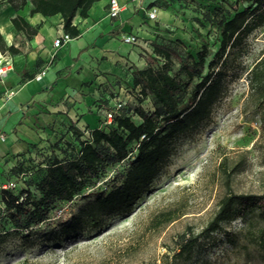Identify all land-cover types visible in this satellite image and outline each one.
I'll return each mask as SVG.
<instances>
[{"label": "rangeland", "instance_id": "obj_1", "mask_svg": "<svg viewBox=\"0 0 264 264\" xmlns=\"http://www.w3.org/2000/svg\"><path fill=\"white\" fill-rule=\"evenodd\" d=\"M149 2L141 0V6L147 9ZM249 3L250 0H156L163 9L160 21L165 22L152 23L161 31L158 36L178 40L185 52L195 54L207 42L210 53L205 74L218 47L217 22ZM6 4H0V24L7 20L2 10ZM141 17L147 20L143 14ZM15 39L20 42L19 35ZM263 49L264 23L227 55L223 92L209 119L175 142L166 165L129 209L75 218L96 196L121 183L134 150L123 161L109 165L104 175L94 178L72 200L57 201L45 221L28 229L12 226L0 198V264H264V223L257 219L246 222L237 217L222 221L209 234L203 232L225 189L219 169L223 157H227L229 167L238 165L229 180L233 191L264 192V119L249 96L247 78ZM160 63V58L154 61L149 53L144 67ZM178 66L174 59L171 72L175 73ZM198 80L196 77L195 82ZM109 84L96 87L87 109L97 115L99 125L105 119L101 109L109 107L113 96L106 91ZM126 92L116 91L117 97L126 102L124 106L137 104ZM189 97L188 92L182 94L184 104ZM142 108L153 109L151 95L142 102ZM80 116L76 114L73 123H80ZM133 119L139 122L137 116L133 115ZM70 122L67 118L66 124ZM78 125L84 126L82 122ZM65 128L66 125L54 129L51 140L44 138L40 146L28 152L2 156L0 190L5 185L19 194L29 186L38 196L33 181L45 172L43 156L49 151L48 141L60 139ZM67 138H61V143ZM174 206L183 212L180 216L166 225H150L155 213ZM189 240L192 243L184 248Z\"/></svg>", "mask_w": 264, "mask_h": 264}, {"label": "trees", "instance_id": "obj_2", "mask_svg": "<svg viewBox=\"0 0 264 264\" xmlns=\"http://www.w3.org/2000/svg\"><path fill=\"white\" fill-rule=\"evenodd\" d=\"M95 1L21 0L15 3L13 0H0V4L7 2L18 10L29 2V14L39 13L43 17L60 14L63 31L75 37L79 31L72 22L74 15L79 12L81 17H86ZM154 4L156 0L149 2L148 6ZM9 20L15 31L23 33L28 39L38 32L39 25H31L20 14L11 15ZM263 23L264 0H250L242 9L221 17L217 22L218 47L205 74L203 69L210 53L207 42H203L193 54L185 52L178 40L158 36L161 31L154 32L148 42L151 59L156 61L160 58L161 63L156 67L149 64L143 68H132V87L140 88L137 104L121 106L109 125L90 128L73 122L66 124L60 139L48 141L49 151L43 156L45 172L33 181L38 196L29 186L19 194L9 188L0 190L3 212L12 226L25 230L45 221L57 201L72 200L94 178L104 175L109 165L123 161L134 150L135 155L121 183L106 194L96 196L75 218L129 209L166 165L175 142L209 119L214 103L223 92L227 55ZM19 52L20 48L15 43L8 44L0 33V53ZM174 59L179 66L172 73ZM30 77L32 74H21L23 80ZM196 77L199 78L197 82ZM247 78L249 96L259 106L264 119V49L249 69ZM187 92L190 97L184 104L182 94ZM148 95H151L153 104L151 111L142 108V102ZM133 115L138 117L139 122L134 121ZM64 136L68 138L61 143ZM36 147V144H29L27 152ZM237 168V164L229 167L227 157L219 163L225 189L203 228L205 234L218 229L222 221L237 217L246 222L255 218L264 223V192H235L229 185L230 177ZM18 170L23 172V169ZM182 213L178 206L163 209L155 213L149 223L154 228L166 225ZM262 232L264 241V230ZM191 243L192 240H189L183 247L187 248Z\"/></svg>", "mask_w": 264, "mask_h": 264}, {"label": "crops", "instance_id": "obj_3", "mask_svg": "<svg viewBox=\"0 0 264 264\" xmlns=\"http://www.w3.org/2000/svg\"><path fill=\"white\" fill-rule=\"evenodd\" d=\"M118 3L120 11L116 16L109 13L110 0L95 1L86 17L76 12L72 22L79 34L61 41L59 46L53 41L64 33L60 14H29V2L18 10L9 3L2 7L11 33L10 39L5 38L8 44L15 43L20 52L4 53L12 64L0 73V158L27 152L29 144L38 147L44 138L51 140L53 130L66 125L67 118L75 122L76 114L81 115L83 127L98 126L97 115L87 111L96 87L114 79H129L131 68L144 67L150 53L148 42L159 30L147 18L141 0ZM16 13L31 25H39L30 39L12 27L9 17ZM131 32L138 34L137 44L122 40L123 34ZM23 72L32 77L23 80Z\"/></svg>", "mask_w": 264, "mask_h": 264}, {"label": "built area", "instance_id": "obj_4", "mask_svg": "<svg viewBox=\"0 0 264 264\" xmlns=\"http://www.w3.org/2000/svg\"><path fill=\"white\" fill-rule=\"evenodd\" d=\"M120 11V5L118 3V0H110L109 5V13L111 16H116ZM159 8L155 5L150 6L146 9V16L151 22H159ZM138 34L131 32L127 34L122 35V40L129 44H137L139 42ZM70 39V36L67 33H62L60 37H56L53 41V45L59 46L60 42H66ZM0 73L5 72L8 68H10L12 61L9 57L4 56V53H0ZM132 71V68H131ZM132 75L129 79L127 78H120L110 80V84L107 85V93L113 94L111 103L109 107H105L101 109L102 114L105 116L104 124L103 125H109L112 123V120L114 116L117 114L118 109L123 106L126 102L121 101L120 98L117 97V89L118 90H126V95L131 97L133 100L136 101L137 96L139 95L140 88L132 87ZM107 84V83H106ZM110 100V99H109ZM113 101V102H112ZM97 108V106H96ZM2 188H5V185L2 186Z\"/></svg>", "mask_w": 264, "mask_h": 264}, {"label": "bare ground", "instance_id": "obj_5", "mask_svg": "<svg viewBox=\"0 0 264 264\" xmlns=\"http://www.w3.org/2000/svg\"><path fill=\"white\" fill-rule=\"evenodd\" d=\"M2 17H4V16H2ZM0 31L3 33V35L6 38L10 39L11 33H10V30L8 29V25L7 24H5V23L0 24Z\"/></svg>", "mask_w": 264, "mask_h": 264}]
</instances>
